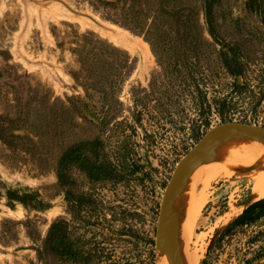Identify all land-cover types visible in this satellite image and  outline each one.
<instances>
[{"label": "rangeland", "instance_id": "374dc122", "mask_svg": "<svg viewBox=\"0 0 264 264\" xmlns=\"http://www.w3.org/2000/svg\"><path fill=\"white\" fill-rule=\"evenodd\" d=\"M129 3L0 0V264H41L36 249L52 222L63 218L72 224L65 192L57 185L53 167L57 141H61L60 151H67L74 143L88 147L98 135L113 145L116 122L134 111L136 92L148 88L158 68L148 43L121 25L119 9H127ZM231 7L233 19L248 13L250 28L264 27V0H233ZM84 36L106 41L129 55L131 69L114 94L107 92L111 94L108 102L102 100L98 89L85 93L73 77L80 71L73 51ZM155 77L159 83L164 80L160 75ZM67 99L76 108L69 111ZM106 111L117 116L101 135ZM245 114H237L233 121L243 122ZM246 116L244 123L264 127L262 113L257 120L250 113ZM221 123L213 116L210 126L200 129L199 140ZM162 127L159 122L156 130L145 118L135 125L134 133L126 132L132 136L138 172L127 188L119 186L105 193L112 206L134 213L124 223H115L116 231L124 225L133 231L124 233L117 248L124 264H160L156 229L161 201L176 165L199 141L189 120ZM251 193L250 183L240 174L225 175L210 185L190 241L197 264H260L264 258V218L223 235L252 204ZM24 194L36 195L47 207L39 212L28 210L16 198Z\"/></svg>", "mask_w": 264, "mask_h": 264}, {"label": "trees", "instance_id": "16d2710c", "mask_svg": "<svg viewBox=\"0 0 264 264\" xmlns=\"http://www.w3.org/2000/svg\"><path fill=\"white\" fill-rule=\"evenodd\" d=\"M232 1L130 0L127 9H119L121 25L148 43L158 68L148 88L136 92L134 111L116 122L114 146L100 135L88 147L74 143L67 151H60L61 141H57L53 167L72 224L63 218L52 222L36 249L41 264H124L117 248L124 233L133 231L127 225L116 231L115 223H124L134 213L112 206L105 193L127 188L138 172L132 136L126 135L128 130L129 134L136 131V124L146 118L156 130L162 122L164 130V123L189 120L199 140L200 129L209 127L213 116L229 122L240 113H250L254 120L259 113L264 115V27L250 28L248 13L233 19ZM73 53L80 65L75 81L87 94L100 90L102 100L108 102L131 69L128 53L91 36H84ZM66 101L69 111L76 108L70 99ZM116 116L104 112L101 135ZM244 116L241 120L247 122ZM16 196L30 211L47 207L36 195ZM263 218L261 199L248 206L223 235Z\"/></svg>", "mask_w": 264, "mask_h": 264}, {"label": "bare ground", "instance_id": "6f19581e", "mask_svg": "<svg viewBox=\"0 0 264 264\" xmlns=\"http://www.w3.org/2000/svg\"><path fill=\"white\" fill-rule=\"evenodd\" d=\"M209 162L198 166L180 189L169 216V223L179 238V263L197 264L198 257L190 252L195 224L208 199L210 185L225 175L240 174L251 187L253 201L264 199V147L237 134H228L209 152ZM239 179V178H238ZM160 264H168L166 256Z\"/></svg>", "mask_w": 264, "mask_h": 264}, {"label": "water", "instance_id": "95a60500", "mask_svg": "<svg viewBox=\"0 0 264 264\" xmlns=\"http://www.w3.org/2000/svg\"><path fill=\"white\" fill-rule=\"evenodd\" d=\"M228 134H237L264 147V127L252 123L229 121L209 129L187 154L178 162L166 186L158 216L156 247L159 259L166 256L168 264L179 262V238L169 223L171 207L180 189L188 182L194 170L207 160L215 143ZM264 264V258L260 261Z\"/></svg>", "mask_w": 264, "mask_h": 264}]
</instances>
